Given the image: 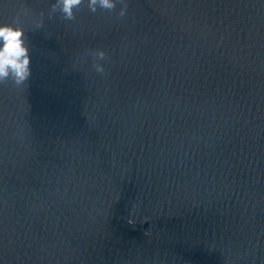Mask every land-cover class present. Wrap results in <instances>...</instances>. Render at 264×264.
I'll return each mask as SVG.
<instances>
[{
  "label": "water",
  "instance_id": "obj_1",
  "mask_svg": "<svg viewBox=\"0 0 264 264\" xmlns=\"http://www.w3.org/2000/svg\"><path fill=\"white\" fill-rule=\"evenodd\" d=\"M50 3L0 0V264H264V0Z\"/></svg>",
  "mask_w": 264,
  "mask_h": 264
},
{
  "label": "clouds",
  "instance_id": "obj_2",
  "mask_svg": "<svg viewBox=\"0 0 264 264\" xmlns=\"http://www.w3.org/2000/svg\"><path fill=\"white\" fill-rule=\"evenodd\" d=\"M118 0H51L50 7L45 14L39 13L35 22V29L44 27L45 15L52 19L57 12L66 20L75 19V11L82 4H86L91 12L97 9L112 10L116 8ZM123 3V0H120ZM126 5L121 7L118 15L123 17L126 14ZM24 23L19 16L11 20H0V83L11 82L16 86L24 85L32 74L30 67V42ZM90 55L93 59V67L99 73L105 71L104 61L106 53L103 49L93 50Z\"/></svg>",
  "mask_w": 264,
  "mask_h": 264
}]
</instances>
